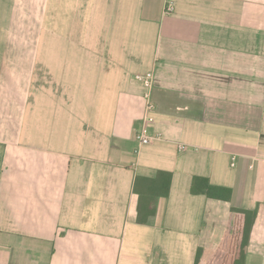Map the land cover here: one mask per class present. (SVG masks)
I'll use <instances>...</instances> for the list:
<instances>
[{"label": "crops", "instance_id": "1", "mask_svg": "<svg viewBox=\"0 0 264 264\" xmlns=\"http://www.w3.org/2000/svg\"><path fill=\"white\" fill-rule=\"evenodd\" d=\"M232 208L264 264V0H0V264H227Z\"/></svg>", "mask_w": 264, "mask_h": 264}, {"label": "trees", "instance_id": "2", "mask_svg": "<svg viewBox=\"0 0 264 264\" xmlns=\"http://www.w3.org/2000/svg\"><path fill=\"white\" fill-rule=\"evenodd\" d=\"M156 182L161 184V194L164 196L169 195L171 175L160 172ZM219 190L221 195H216V192ZM192 192L194 194H206L212 198H220L227 201H229L231 197L230 190L215 188L204 178H196L194 180ZM231 212V225L226 232L222 247L216 253L214 260H225L227 264H245L246 248L256 220L257 212L239 208H232Z\"/></svg>", "mask_w": 264, "mask_h": 264}, {"label": "built area", "instance_id": "3", "mask_svg": "<svg viewBox=\"0 0 264 264\" xmlns=\"http://www.w3.org/2000/svg\"><path fill=\"white\" fill-rule=\"evenodd\" d=\"M173 9H174L173 3L169 2L166 6L165 12L166 13L172 12ZM135 79L141 82L145 86V88L147 89L146 97L149 100L154 87V73L150 72L145 75H136ZM147 110L148 113L154 110V106L151 102L147 103ZM153 125H154V119L148 115L145 116L142 122V126L136 135V139L140 145H150L153 142L161 139L160 134H157L156 132H151V127ZM180 149L183 150L184 147H181Z\"/></svg>", "mask_w": 264, "mask_h": 264}]
</instances>
